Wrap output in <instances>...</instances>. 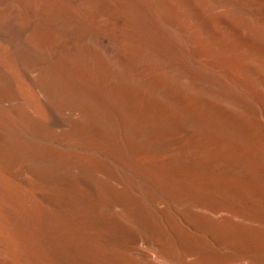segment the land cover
Listing matches in <instances>:
<instances>
[{
	"label": "bare ground",
	"instance_id": "6f19581e",
	"mask_svg": "<svg viewBox=\"0 0 264 264\" xmlns=\"http://www.w3.org/2000/svg\"><path fill=\"white\" fill-rule=\"evenodd\" d=\"M0 264H264V0H0Z\"/></svg>",
	"mask_w": 264,
	"mask_h": 264
}]
</instances>
